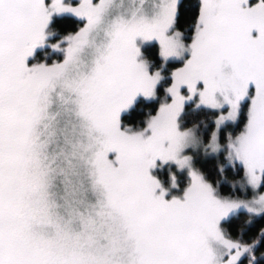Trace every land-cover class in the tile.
<instances>
[{
  "label": "snow or ice",
  "instance_id": "obj_1",
  "mask_svg": "<svg viewBox=\"0 0 264 264\" xmlns=\"http://www.w3.org/2000/svg\"><path fill=\"white\" fill-rule=\"evenodd\" d=\"M242 214L264 0H0V264H264Z\"/></svg>",
  "mask_w": 264,
  "mask_h": 264
},
{
  "label": "trees",
  "instance_id": "obj_2",
  "mask_svg": "<svg viewBox=\"0 0 264 264\" xmlns=\"http://www.w3.org/2000/svg\"><path fill=\"white\" fill-rule=\"evenodd\" d=\"M76 23H78L77 21H75L74 19H71L69 21H67V23L64 25V27L68 30H75V26ZM49 51V49H46L45 52L47 53ZM45 57L43 55L38 54L37 59H44ZM54 58V55H50L47 56V60L49 63L52 62ZM32 61H30L31 63ZM145 113L147 111H149V109H144L143 110ZM199 119H204V117H199ZM209 168H211V165H209ZM245 220H246V216H244L243 214L240 215L237 219H234L231 224L226 225V227L229 229V231L231 232V234L235 237L238 233V230L240 229H244L245 230V235H244V239L248 240L251 239L252 236L255 235L256 231L264 226V221H260V220H254L253 224L249 227L248 225L245 224Z\"/></svg>",
  "mask_w": 264,
  "mask_h": 264
},
{
  "label": "rangeland",
  "instance_id": "obj_3",
  "mask_svg": "<svg viewBox=\"0 0 264 264\" xmlns=\"http://www.w3.org/2000/svg\"><path fill=\"white\" fill-rule=\"evenodd\" d=\"M52 56V55H54V58H53V60L55 59V60H58V59H61L62 57L60 56V54L59 53H55V52H52L50 49H49V51L47 52V56Z\"/></svg>",
  "mask_w": 264,
  "mask_h": 264
}]
</instances>
